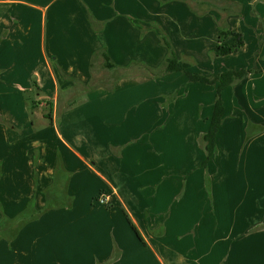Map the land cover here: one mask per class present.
I'll return each mask as SVG.
<instances>
[{"label": "crops", "instance_id": "obj_1", "mask_svg": "<svg viewBox=\"0 0 264 264\" xmlns=\"http://www.w3.org/2000/svg\"><path fill=\"white\" fill-rule=\"evenodd\" d=\"M221 29L243 45L216 57ZM166 43L187 71L249 70L220 93L225 176L184 167L186 144L204 159L216 84L152 77ZM248 120L264 127V0H0V264H264ZM202 213L210 238L186 231Z\"/></svg>", "mask_w": 264, "mask_h": 264}, {"label": "trees", "instance_id": "obj_2", "mask_svg": "<svg viewBox=\"0 0 264 264\" xmlns=\"http://www.w3.org/2000/svg\"><path fill=\"white\" fill-rule=\"evenodd\" d=\"M229 34L233 36V41L231 43L224 41L225 37ZM166 45L168 48V55L164 61L163 68H161V75L172 72H183L189 81L201 82L205 84H216L215 100L213 104V111L209 118V125L207 130L201 135L202 148L205 152V157L200 162V164L205 166L208 160H210L217 151L216 139L224 116V106L220 95L221 90L236 80L243 78L249 72V70H228L216 74H204L200 72L187 71L177 59L170 45L168 43H166ZM242 45L243 39L240 33L221 29L219 31V41L213 47V54L216 57L224 56L236 52ZM105 66L111 67L112 64L107 61ZM48 204L49 206L51 205L50 202ZM33 215L34 214H32V216Z\"/></svg>", "mask_w": 264, "mask_h": 264}, {"label": "rangeland", "instance_id": "obj_3", "mask_svg": "<svg viewBox=\"0 0 264 264\" xmlns=\"http://www.w3.org/2000/svg\"><path fill=\"white\" fill-rule=\"evenodd\" d=\"M222 64V63H220ZM215 66H217V64L215 63ZM199 69V68H197ZM202 69V68H200ZM199 69V70H200ZM203 70V69H202ZM152 77H159L162 72H161V69L160 68H156L154 70H152ZM183 91H180L179 94L180 95H183ZM73 99V98H72ZM74 101V100H73ZM246 124V123H245ZM260 129H264V127L262 126H258V125H255L253 124L252 122H250V120L247 121V125H245V130H244V134H243V143H247V141H249L250 139H252L253 137H256V135H258L260 133ZM197 146L199 147V157L201 155H204L205 157V152L203 150V148H201L200 144L196 143ZM188 146V148H184L183 152H184V167L188 168V173L190 174V172H192L193 170H195L193 173H192V176H225V162H224V159H225V156L223 154V152H220L219 153V149L220 147H217V151L216 153L213 155V157L208 160L209 165H208V162L205 166H202L200 164V162L198 163V165H193V159L194 157L196 156V149L194 148L195 146L192 145V144H186ZM202 158V156H201ZM187 173V174H188ZM221 184V185H219ZM218 184V188L216 190V193H215V214H211L212 217H215L219 222H223V220L225 219L224 218V197H223V190L222 189V181L219 182ZM208 189H206L207 191ZM207 207H211L212 206V202H213V197L209 196V194L207 193ZM220 197H223L222 199H220ZM222 201V202H221ZM220 211V212H219ZM227 215H230V214H227ZM200 219H198V223L196 225H192V229L191 227L186 229V231H191V233H196V236L198 237H202V234L204 233V236H206L207 238H210V236H213L209 233H207L205 235V232L207 231V229L205 228V225L203 224L204 223V220L205 217H206V214H201L200 216ZM257 229V228H256ZM212 230H210L211 232ZM225 229L222 228V227H218L216 230H215V233H216V236H220L224 233Z\"/></svg>", "mask_w": 264, "mask_h": 264}, {"label": "built area", "instance_id": "obj_4", "mask_svg": "<svg viewBox=\"0 0 264 264\" xmlns=\"http://www.w3.org/2000/svg\"><path fill=\"white\" fill-rule=\"evenodd\" d=\"M96 201L101 205H107L109 203V197L107 195L100 194Z\"/></svg>", "mask_w": 264, "mask_h": 264}]
</instances>
